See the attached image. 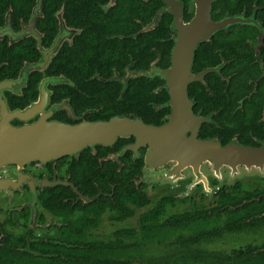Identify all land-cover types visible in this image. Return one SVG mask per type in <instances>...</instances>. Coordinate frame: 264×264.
Listing matches in <instances>:
<instances>
[{
    "label": "flooded vegetation",
    "instance_id": "flooded-vegetation-1",
    "mask_svg": "<svg viewBox=\"0 0 264 264\" xmlns=\"http://www.w3.org/2000/svg\"><path fill=\"white\" fill-rule=\"evenodd\" d=\"M198 5L203 0H0V128L116 116L164 126L176 113L175 95L186 88L187 137L263 148L264 0L212 1L214 23L239 21L183 54L194 53L190 63L181 59L179 42ZM152 149L130 136L0 168V264H115L133 252L124 246L111 253L112 245L135 241L150 248L149 258L192 264L189 247L178 241L193 236L202 264L264 252V174H246L242 165L234 173L209 159L197 171L162 156L148 163ZM154 207L163 210L155 223L166 238L148 245ZM228 207L250 212L253 223L236 231L208 224L218 215L226 221ZM184 219L187 232L179 228L187 226ZM52 244L61 249L51 254ZM91 247L97 249L85 254Z\"/></svg>",
    "mask_w": 264,
    "mask_h": 264
},
{
    "label": "water",
    "instance_id": "water-1",
    "mask_svg": "<svg viewBox=\"0 0 264 264\" xmlns=\"http://www.w3.org/2000/svg\"><path fill=\"white\" fill-rule=\"evenodd\" d=\"M165 1L172 3L173 0ZM212 1L214 0H203V8H199L198 5L197 16L190 25V32H187L179 42L180 50H182L181 59L189 61L190 58V63L193 61L194 53L187 56L183 54L188 51L191 54L200 42L208 40L214 32L239 21L227 19L214 23L210 16ZM41 7L42 4L39 3L35 9L33 22H36ZM194 36L195 40H190ZM183 44L189 45V49H183ZM177 49L180 54L181 51ZM42 66V63L30 66L24 76L33 69H42ZM186 92L184 88V91L175 95L176 113L164 126L147 124L140 118L126 116L75 125L40 121L20 128L2 126L0 128V168L12 164L24 166L34 160L52 161L66 155L77 154L89 146L93 148L97 145L111 146L119 138L135 136L138 144L148 142L153 147L148 163L152 158L162 156V159L171 158L180 165L193 166L197 171L199 162L209 159L215 167L226 166L234 173L238 171V166L242 165L246 168L244 171L246 174H264V147L254 149L238 143L222 147L217 141L201 142L193 138L195 136L187 137L189 108Z\"/></svg>",
    "mask_w": 264,
    "mask_h": 264
},
{
    "label": "trees",
    "instance_id": "trees-1",
    "mask_svg": "<svg viewBox=\"0 0 264 264\" xmlns=\"http://www.w3.org/2000/svg\"><path fill=\"white\" fill-rule=\"evenodd\" d=\"M53 10V7H52ZM100 187L102 186L103 188L107 187L106 184L102 185L101 181L99 182ZM129 185L126 184L123 188H128ZM86 189L88 190H92L94 191V193H97V189L96 186L94 185H89L88 187L85 186ZM125 190V189H124ZM131 200V198H130ZM138 204H144L147 205L149 204V200L146 201H141V202H137ZM124 210V209H123ZM163 213V210L157 207H154L153 211L149 212L147 214V217L150 218V220H153L152 223H149L147 225H149L150 227H147V233L146 235H144V241L149 245L150 241H155V242H160L162 239H165L166 237V232H158V228H156V223L155 220H159V215ZM226 216H227V220H223L221 215H218L217 219L211 218V222H209L208 224L212 225V226H218L220 224H226L228 226V230L229 231H236L239 230V228H243L246 225H250L253 222H247L248 219H251L253 214H251L250 212H245V213H238L235 212L233 209H230L228 207L227 211H226ZM188 216V215H187ZM186 218V216H182V218ZM175 221V224H172V222ZM187 219H184L183 221L187 224V226L183 225L179 228H182L181 230L184 232H187L188 230H190L191 228V224L189 222L186 221ZM170 226L171 224L173 226H176V224L178 223V219L176 218H171L170 220ZM197 225H201L202 223L199 221L195 222ZM205 225V224H204ZM219 227V226H218ZM89 228V227H87ZM195 229H198V227L195 226ZM164 230V228H163ZM150 231V232H149ZM170 235L174 234V232L170 231ZM212 234H207V236H211ZM135 235H132L131 238L134 239ZM183 239V238H182ZM182 243L183 242V246H185V244L189 247L190 253L191 255H193L195 258H187L188 260H190V262L192 264H197L200 261H204L203 259H200L201 253H202V249L199 248L200 245V240L198 237L193 236V237H186V241H178V243ZM55 245V244H54ZM54 245H50V250H51V254L53 253L52 251H56V250H60L61 247H57L55 249H52V247H54ZM139 243L137 241H135L134 243H131V245H117V244H113V249L109 250L111 253L112 252H116V250L123 248L124 246L129 248L130 252H133V259H126V260H121V259H115V264H170L166 259H164V257H152L149 258L151 255L150 252V248L149 247H142L140 249L139 247ZM61 246V245H60ZM97 248L96 247H91L89 248L85 254L94 252ZM85 250V249H82ZM66 253L69 252L65 249ZM47 252V251H46ZM240 257L237 258H233V257H227L226 259L219 261L218 259H206L208 260L209 264H264V252H259L256 255H249V254H240ZM57 258H60L59 256H56ZM134 258H140V259H134ZM197 258V259H196ZM61 259V258H60ZM110 260V259H109ZM205 260V261H206ZM111 261V260H110ZM182 261V259H181ZM72 262V264L75 263V261H69ZM68 262V263H69ZM187 262V260L185 261V263ZM206 262V263H208ZM67 263V264H68ZM184 263V262H183ZM49 264H60L59 260H55V261H50ZM77 264V263H76ZM200 264H202L200 262Z\"/></svg>",
    "mask_w": 264,
    "mask_h": 264
},
{
    "label": "rangeland",
    "instance_id": "rangeland-1",
    "mask_svg": "<svg viewBox=\"0 0 264 264\" xmlns=\"http://www.w3.org/2000/svg\"><path fill=\"white\" fill-rule=\"evenodd\" d=\"M244 242V241H243Z\"/></svg>",
    "mask_w": 264,
    "mask_h": 264
}]
</instances>
